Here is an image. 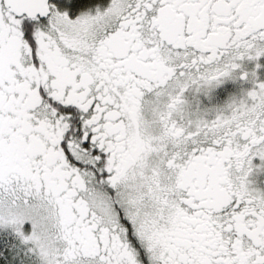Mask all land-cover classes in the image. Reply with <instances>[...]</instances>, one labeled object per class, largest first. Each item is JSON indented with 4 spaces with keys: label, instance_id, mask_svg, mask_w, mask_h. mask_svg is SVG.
<instances>
[{
    "label": "snow or ice",
    "instance_id": "snow-or-ice-1",
    "mask_svg": "<svg viewBox=\"0 0 264 264\" xmlns=\"http://www.w3.org/2000/svg\"><path fill=\"white\" fill-rule=\"evenodd\" d=\"M0 264H264V0H0Z\"/></svg>",
    "mask_w": 264,
    "mask_h": 264
}]
</instances>
